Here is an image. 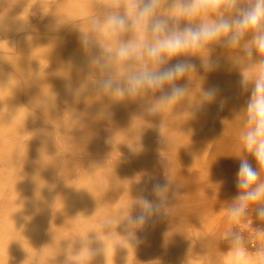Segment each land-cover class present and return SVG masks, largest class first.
<instances>
[{
  "label": "crops",
  "instance_id": "crops-1",
  "mask_svg": "<svg viewBox=\"0 0 264 264\" xmlns=\"http://www.w3.org/2000/svg\"><path fill=\"white\" fill-rule=\"evenodd\" d=\"M110 3L0 0V158H10L5 144L19 153L15 165L4 163L0 170V264H229L231 243L224 234L240 231L236 225L247 220L256 223L243 235L246 242L255 239L247 249L250 264H257L255 252L264 239L254 230L264 220L255 217V206L238 223L227 212L238 191L240 159L257 167L241 140L250 93L238 85L242 73H256L249 67L254 59L213 44L210 58L218 67L206 71L202 60L208 53L182 54L176 59L195 65L177 81L187 87L184 97L150 113L160 91L125 104L102 90L107 101L90 120L89 88L121 71L118 64L101 70L90 63V56L103 58L107 43L118 42L107 30H92L93 21L112 10ZM120 3L123 11L127 0ZM82 33L90 37V54L82 48ZM236 56L239 65L231 62ZM203 78L211 79L210 86H200ZM210 87L219 90L216 100L198 103ZM124 107L130 118H123ZM48 123L49 145L64 160L37 170L35 135L41 140ZM81 126L85 132L75 141ZM157 183L167 188L162 212L129 227L141 198L159 202L152 191ZM28 232L35 235L31 243Z\"/></svg>",
  "mask_w": 264,
  "mask_h": 264
},
{
  "label": "clouds",
  "instance_id": "clouds-1",
  "mask_svg": "<svg viewBox=\"0 0 264 264\" xmlns=\"http://www.w3.org/2000/svg\"><path fill=\"white\" fill-rule=\"evenodd\" d=\"M164 5L167 15L158 11ZM120 8V0H113V8L106 12L103 20L93 21L94 32L107 30L118 38V42L114 50L103 49V58L90 56V63L101 70L110 64L121 66L119 76L109 75L98 85L99 89L115 97H138L149 91H160L161 95L147 108L150 113L186 95L187 87L177 81L194 71L195 65L176 59L182 54L208 53L209 58L202 60L206 71L218 67V62L210 58L213 50L210 45L213 44L240 49L244 57L254 59L249 67H255L256 73H242L238 85L250 93L243 109L247 128L241 133V140L257 167H253L248 159H240L235 173L238 191L227 212L228 219L238 223L247 219L250 208L255 206L252 208L255 217L264 220V180H261L264 171V0H127L123 11ZM123 34L131 36L119 39ZM79 39L82 48L90 54L89 35L82 33ZM174 59L175 63L172 62ZM231 62L239 65L241 57H233ZM218 94L217 88L210 87L203 92L202 100L212 103ZM197 110H202V105ZM152 191L159 202L141 198L140 211L129 218V227L144 225L148 217L162 212L166 185L157 183ZM254 235L264 239V227H257ZM224 237L231 243L229 264H250L243 233L230 229ZM129 238H133V233H129ZM255 256L257 264H264V247H258Z\"/></svg>",
  "mask_w": 264,
  "mask_h": 264
},
{
  "label": "rangeland",
  "instance_id": "rangeland-1",
  "mask_svg": "<svg viewBox=\"0 0 264 264\" xmlns=\"http://www.w3.org/2000/svg\"><path fill=\"white\" fill-rule=\"evenodd\" d=\"M108 6H113V3L111 4V5H108ZM162 7L158 10L159 11V13L161 14V15H164L163 14V12H162ZM116 45H117V43H114V42H109V43H107V46L105 47V48H108V49H111V50H114L115 49V47H116ZM101 49H104V48H101ZM173 62V61H172ZM174 63V62H173ZM95 66V64H92V67H94ZM215 70V69H214ZM93 83L95 82V83H97V79H96V81H93V80H91ZM200 81L201 82H203V83H201L200 84V86L201 85H203L204 83H206L208 86H210V81H211V79H208V80H205L204 78L203 79H200ZM204 86H206V85H204ZM128 98H133L131 101H129L128 100ZM128 98H123L121 101L122 102H124L125 104L126 103H137V102H139L140 101V99L142 100L143 98H142V96H140V97H128ZM198 103H204L203 102V100H202V97L201 98H198V100H196ZM124 109L125 110H122L121 111V114H122V116H123V118H125V116H124V114L127 116V117H129L130 116V111L128 110V108L126 109L125 107H124ZM120 113V112H119ZM130 118V117H129ZM47 127L46 128H44L43 129V134H42V139L40 140V136H37V135H35L37 138H39V140L38 141H34V146H35V150H33L34 151V155H35V157H34V161L36 162V167H37V170H51V168H52V165L54 164V162H55V159L53 158V154H54V152L56 151V150H54V148L53 147H51L50 145H49V141H50V139L52 138V135H51V132H52V127H51V125L48 123V124H45ZM4 149H5V154H10V158L9 159H7V160H4L2 157L0 158V170H2V167H3V165H4V163H6V164H8V166L9 167H12L13 165H15L16 164V160H15V156H17V158H18V149H15V151H14V149H13V147L12 146H9V145H6L5 144V146H4ZM13 152H14V154H13ZM47 155V156H46ZM14 156V157H13ZM49 157V159H47L46 160V166H47V168H43V165H44V161H45V158L46 157ZM16 158V159H17ZM62 158V157H61ZM18 160V159H17ZM64 160V158H62V160H61V162ZM65 218H68V217H65ZM64 220V219H63ZM69 220H71L72 221V219H69ZM36 221H38V219H36V218H34V220H33V223L31 222V225H30V227H32V226H35V222ZM64 221H66V220H64ZM255 220H247L246 222H245V226H244V224H238V225H236V228L237 229H239L240 231H242V233L244 234V228L246 227H253V226H255V222H254ZM33 238H35V235H30L29 234V232L28 233H26V235H25V239H26V241L28 242V243H31L32 241H33ZM251 240H255V239H253V238H251L250 240H248L247 242H246V245L248 246V244H249V242L251 241ZM72 257V256H71Z\"/></svg>",
  "mask_w": 264,
  "mask_h": 264
},
{
  "label": "bare ground",
  "instance_id": "bare-ground-1",
  "mask_svg": "<svg viewBox=\"0 0 264 264\" xmlns=\"http://www.w3.org/2000/svg\"><path fill=\"white\" fill-rule=\"evenodd\" d=\"M111 4L112 3H110L109 5H111ZM107 6H108V4H107ZM162 9L163 10H167L166 5L162 6ZM130 36H131V34H123V38L124 39L130 38ZM89 90H90L91 93L89 92L86 95V104L87 105H86V111L85 112L90 113V115L88 117H89L90 120H93V119H97L100 116L101 110L103 109V104L102 103L105 102V100L107 99V96L105 94H103V91L101 89H99V87H94L93 85H91V87L89 88ZM84 132L85 131L83 130V127L82 126L80 128H78L76 130V132L74 133L75 134L74 140L76 141L77 139H80L82 137V135H83ZM53 156L55 157V164H54L53 167L54 168H57L58 165L61 163V160L62 159L60 158V155H59V152L58 151H56ZM47 159H49V157H46L45 158L44 165H43V168L44 169L47 168V166H46V160Z\"/></svg>",
  "mask_w": 264,
  "mask_h": 264
},
{
  "label": "built area",
  "instance_id": "built-area-1",
  "mask_svg": "<svg viewBox=\"0 0 264 264\" xmlns=\"http://www.w3.org/2000/svg\"><path fill=\"white\" fill-rule=\"evenodd\" d=\"M258 242H260V241H258ZM260 246L264 247V244H262ZM251 247L255 249L256 248V245L255 244H252Z\"/></svg>",
  "mask_w": 264,
  "mask_h": 264
}]
</instances>
